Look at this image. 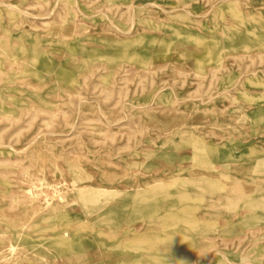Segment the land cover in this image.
Wrapping results in <instances>:
<instances>
[{
	"label": "rangeland",
	"instance_id": "obj_1",
	"mask_svg": "<svg viewBox=\"0 0 264 264\" xmlns=\"http://www.w3.org/2000/svg\"><path fill=\"white\" fill-rule=\"evenodd\" d=\"M0 264H264V0H0Z\"/></svg>",
	"mask_w": 264,
	"mask_h": 264
}]
</instances>
